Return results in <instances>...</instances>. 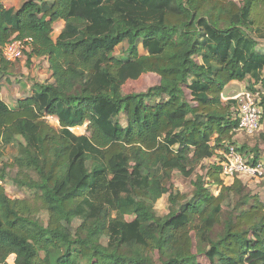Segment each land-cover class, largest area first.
Instances as JSON below:
<instances>
[{
	"label": "trees",
	"instance_id": "1",
	"mask_svg": "<svg viewBox=\"0 0 264 264\" xmlns=\"http://www.w3.org/2000/svg\"><path fill=\"white\" fill-rule=\"evenodd\" d=\"M259 8L264 0H243L241 6L230 0H29L18 9L0 0V73L16 62L5 58V47L25 40L29 58H46L52 72L50 81L37 83L13 107L0 94V144L18 147L13 166L20 176L38 177L16 179L37 194L34 203L10 199L0 185V264H156L154 251L161 264H200L189 230L196 213L201 217L194 231L209 244L211 263L219 257L243 264L252 234L259 238L260 257L249 264H264L259 200L245 203L219 240L211 238L223 205L242 185L236 177L224 187L222 161L210 175L223 186L219 196L201 187L167 217L153 211L170 192L164 183L173 171L189 177V166L212 159L224 143L227 151L236 147L241 97L226 101L225 91L247 77L264 91V50L253 36L260 32L264 39L253 19ZM58 21L65 26L54 41ZM125 44L133 57L116 58ZM140 46L146 54L139 55ZM149 73L159 76V85L122 94L127 82ZM47 117L57 118L60 130ZM86 124L88 135L72 131ZM260 138L264 142V134ZM41 209L53 222L73 215L83 224L75 237L45 228L35 218ZM102 218L109 221L107 246L99 231L87 227Z\"/></svg>",
	"mask_w": 264,
	"mask_h": 264
},
{
	"label": "rangeland",
	"instance_id": "2",
	"mask_svg": "<svg viewBox=\"0 0 264 264\" xmlns=\"http://www.w3.org/2000/svg\"><path fill=\"white\" fill-rule=\"evenodd\" d=\"M29 0H2L3 5L6 8H20L22 4ZM237 3L239 6L243 4V0H230ZM256 22L255 27L264 29V9L259 8L253 16ZM65 26L64 21H58L53 24V34L52 38L54 41L57 40L58 36L62 32ZM262 33V31H261ZM180 32H176L173 36L174 40H177ZM259 43V49L264 50V39L260 38V32L253 34ZM127 44L118 47L114 53L116 58L122 59L126 56H132L131 53L127 52ZM31 51L30 45L25 46V52L22 54L21 58L16 62L12 63L8 67V71L5 73H0V94L2 100L10 105L11 107L16 105V102L21 99H25L32 95L33 89L37 83H44L51 80L52 72L49 68L48 60L46 58H29V52ZM147 52L139 47V55H144ZM3 55V54H2ZM133 57V56H132ZM197 62L200 59L196 58ZM4 64L1 62L0 57V68ZM8 80V81H7ZM238 82L237 88L226 92L225 100L231 97L240 96L244 98V93H253L255 97L258 94L264 92L261 84H256L254 79L247 77L245 81ZM160 78L156 74H145L138 81H129L122 88L123 95H129L133 93L146 92L148 89L159 85ZM189 94V91H187ZM259 95V100L262 97ZM47 122L56 130H60V122L55 117H47ZM121 125L126 126L125 118H121ZM72 131L78 135H88V125L83 127H78L72 129ZM264 134V120L262 123V128L259 133L248 136L242 132L235 131L232 141L237 148H240L242 153L246 155L249 160H254L258 157L259 161L264 163V142L261 140L260 135ZM23 142V140H22ZM225 147L219 153H216L215 157L212 159H206L200 163H195L193 166L188 167V171H193L191 176H185L179 171H173L170 179L165 180V185L170 189V192L164 195L160 200H158L153 207V211L159 217H167L172 211L179 210L180 205H183L187 201H190L196 191L201 187L207 189L214 196H219L224 192L223 186L215 184L214 179L210 178V175L216 173V170L220 162L224 159L223 152H227L228 143H224ZM243 149V150H242ZM19 149L17 146H7L0 144V185L5 189L7 196L12 200H25L30 202H35L36 195L35 192L30 191L28 188L20 187L17 184L16 179H26L32 178L34 180L38 177L34 173L27 172L21 175L19 174V169L15 166L14 160L19 155ZM221 152V154H220ZM211 175V176H212ZM23 176V177H22ZM27 178V179H28ZM220 178L223 181L224 187H232L234 185V180H225L220 174ZM242 185L236 188V192H239L243 197L229 195L230 198L223 205L221 223L217 225L212 234L211 238L214 240H219L225 231V224L235 215L239 213V210L246 207L245 203L248 205L254 204V201L259 200L264 204V177L263 178H250L242 176L240 179ZM228 194L225 193V196ZM180 203L177 204V203ZM36 204V203H35ZM233 216V217H232ZM201 214L196 213L192 216V221L189 224L190 238L192 240V253L197 257L198 263L200 264H229L227 259H221L219 257L215 258V263H211L207 257L206 253L210 249L208 243L203 242L197 233L194 231V223L199 222ZM39 221V225L45 228L58 230L65 232L73 237L76 236L78 229L83 224V221L77 219L73 215L68 216L64 221L53 222L51 220L50 214L46 209H41L39 213L35 216ZM134 216H128V221H133ZM108 219L102 218L100 220H90L87 222V227L91 230H97L100 233V243L104 246L109 244L110 236L106 233V228L108 227ZM251 239V241H250ZM249 245H247L248 253L242 257L243 264H249L252 261L258 259L260 254L256 252V247L259 242V238L255 235H250ZM152 257L156 264H161L163 258L158 253V251L152 252ZM164 260H167L168 256H164Z\"/></svg>",
	"mask_w": 264,
	"mask_h": 264
},
{
	"label": "built area",
	"instance_id": "3",
	"mask_svg": "<svg viewBox=\"0 0 264 264\" xmlns=\"http://www.w3.org/2000/svg\"><path fill=\"white\" fill-rule=\"evenodd\" d=\"M25 42L28 40L9 43L4 49L5 58L9 61L20 59L25 49ZM257 96L255 97L252 93H244V98L241 97L237 106V131L248 136L259 133L262 128L263 109L260 105L259 95ZM223 156L221 169L225 180H234L236 177L241 179L242 176L257 179L264 177V163H251L236 147H229Z\"/></svg>",
	"mask_w": 264,
	"mask_h": 264
},
{
	"label": "crops",
	"instance_id": "4",
	"mask_svg": "<svg viewBox=\"0 0 264 264\" xmlns=\"http://www.w3.org/2000/svg\"><path fill=\"white\" fill-rule=\"evenodd\" d=\"M238 82H236V81H234V82H232L229 86H228V88L226 89V92H229V91H231V90H233V89H235V88H237V84ZM33 93V92H32ZM243 93H245V92H243ZM235 96V95H234ZM23 98V97H22ZM21 98V99H22ZM20 99V98H19ZM217 153H219V152H217ZM220 154H221V152H220Z\"/></svg>",
	"mask_w": 264,
	"mask_h": 264
}]
</instances>
